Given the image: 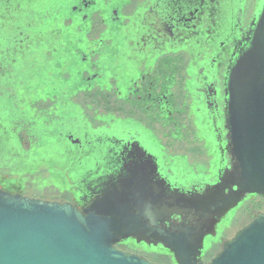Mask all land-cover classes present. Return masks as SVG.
<instances>
[{
	"label": "flooded vegetation",
	"instance_id": "af4514ba",
	"mask_svg": "<svg viewBox=\"0 0 264 264\" xmlns=\"http://www.w3.org/2000/svg\"><path fill=\"white\" fill-rule=\"evenodd\" d=\"M31 1L0 0V24L10 32L0 37V79L18 83L0 90L13 91L20 110L0 123V140L15 144H0V155L20 158L11 167L33 169L25 195L84 208L103 190L123 189L127 195L113 202L137 221L139 234H185L194 212H163L161 188L201 193L230 168L226 76L263 0H72L68 7L38 0L37 9ZM48 67L58 76L51 83ZM38 121L57 127L65 147L38 152ZM39 177L49 183L38 185ZM259 213L264 198L245 196L204 238L203 263ZM116 248L177 264L160 243L136 236Z\"/></svg>",
	"mask_w": 264,
	"mask_h": 264
},
{
	"label": "water",
	"instance_id": "95a60500",
	"mask_svg": "<svg viewBox=\"0 0 264 264\" xmlns=\"http://www.w3.org/2000/svg\"><path fill=\"white\" fill-rule=\"evenodd\" d=\"M242 41L244 47L229 66L225 84V151L230 168L201 193L161 188L163 212H194L195 224L185 234H139L140 227L124 214L123 204L113 202L127 195L123 189L103 190L80 208L29 197L0 184V264H154L116 248L133 236L160 243L177 264H204V238L216 235V224L245 196L264 198V0ZM208 264H264V214L224 241Z\"/></svg>",
	"mask_w": 264,
	"mask_h": 264
},
{
	"label": "rangeland",
	"instance_id": "374dc122",
	"mask_svg": "<svg viewBox=\"0 0 264 264\" xmlns=\"http://www.w3.org/2000/svg\"><path fill=\"white\" fill-rule=\"evenodd\" d=\"M68 2L64 4V6L66 5H72L73 1L72 0H67ZM62 0H50L49 4L52 3H58L61 4ZM31 3L34 4V7L37 9L39 1L38 0H32ZM68 7V6H67ZM69 11V8L65 9ZM64 10V11H65ZM10 36V32H9V27H8V23L6 21H2L0 24V37L1 38H9ZM8 41V40H5ZM1 57V55H0ZM3 57V56H2ZM6 58H9L10 56L7 55L5 56ZM4 57V58H5ZM43 61V60H41ZM44 62V61H43ZM46 64V61H45ZM43 67H46L43 66ZM49 68V67H48ZM47 68V69H48ZM46 69V68H45ZM46 69V73H44L46 76L44 77L45 79L49 80V82L51 83V81L53 82L55 79H58L57 73L53 71V69L49 68L48 70ZM28 80V79H27ZM18 82H22V81H26V77H18ZM32 83H37V79L31 80ZM13 82L16 84H18L12 77L6 78V79H0V85L5 84L9 87L12 86ZM13 90V89H12ZM13 91L10 92H3L0 90V123L3 122L4 126L6 127V125H8L7 120H9L11 117H15L18 116V114L20 113V110L16 107L12 106V98L14 97ZM17 97L20 100L25 99V94H21L20 92H17ZM14 102V101H13ZM13 107V108H12ZM22 111V110H21ZM33 114L29 113V117H32ZM39 125H38V129L36 131H34L35 134H39L41 136V139L39 140L40 144H34V148L40 152L41 154H46L48 152H50V150H54V149H61L65 147V144L60 141L59 139H57L55 137L54 134H56L57 132V127H51V128H47L46 126H44V124H42V121H38ZM6 124V125H5ZM45 130V133H43V131ZM3 133H1L0 131V138H2ZM49 143V145H48ZM0 144L1 147L4 148L5 150H8L9 147H15V144L13 141L8 140L7 137L4 138V141L0 140ZM14 149V148H13ZM51 153V152H50ZM41 163V159L35 158V165L37 166L38 164ZM29 170H33L30 168V165H27L26 163H21V164H15L10 168V171L14 174H18V175H22L23 173H26ZM38 185L43 186V185H47V181L43 178H38ZM53 183L58 184V181H53Z\"/></svg>",
	"mask_w": 264,
	"mask_h": 264
},
{
	"label": "trees",
	"instance_id": "16d2710c",
	"mask_svg": "<svg viewBox=\"0 0 264 264\" xmlns=\"http://www.w3.org/2000/svg\"><path fill=\"white\" fill-rule=\"evenodd\" d=\"M19 159L20 158L12 157L10 155H0V184H7L15 187L20 186L25 194L28 174L14 176L15 174L10 171L11 164L18 161ZM19 176L21 178H19ZM15 179L18 181H14Z\"/></svg>",
	"mask_w": 264,
	"mask_h": 264
}]
</instances>
